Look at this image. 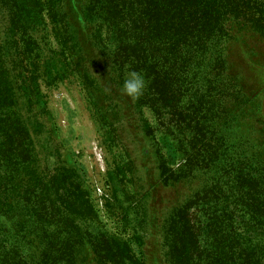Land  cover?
Instances as JSON below:
<instances>
[{
	"label": "trees",
	"instance_id": "16d2710c",
	"mask_svg": "<svg viewBox=\"0 0 264 264\" xmlns=\"http://www.w3.org/2000/svg\"><path fill=\"white\" fill-rule=\"evenodd\" d=\"M0 4L8 16L0 36V264H103L87 185L75 167L48 163L38 144L46 108L39 73L51 77L54 68L30 33L42 6ZM49 12L88 89L101 92L99 115L126 119L128 98L149 136L157 131L146 109L184 152L178 172L167 158L162 171L166 183L190 188L159 228L167 264H264V122L239 129L247 96L227 53L242 31L264 36V0H49ZM127 66L145 76L138 99L122 90Z\"/></svg>",
	"mask_w": 264,
	"mask_h": 264
},
{
	"label": "rangeland",
	"instance_id": "374dc122",
	"mask_svg": "<svg viewBox=\"0 0 264 264\" xmlns=\"http://www.w3.org/2000/svg\"><path fill=\"white\" fill-rule=\"evenodd\" d=\"M37 1L42 16L30 23V33L43 60L54 64L51 77L43 68L39 73L42 106H46L38 114L39 147L54 168L75 167L81 174L88 189L85 199L97 214L89 229L100 241L103 264H167L159 228L190 188L182 181L166 183L162 171L167 158V167L178 172L184 152L146 109L145 117L157 131L149 136L128 98L122 99L128 105L126 119L119 114L108 119L99 115L101 92L88 89L70 61L50 16L49 0ZM7 25L8 16L1 10L0 36L6 35ZM102 33L108 47L117 50L114 31L106 26ZM82 34L87 36L84 29ZM227 53L247 96V113L240 117L239 129L249 131L253 122H264V36L242 31L228 41ZM93 59L98 65L103 63L97 54ZM228 111L234 109L230 106ZM260 140L264 144V137ZM108 255L117 263L108 261Z\"/></svg>",
	"mask_w": 264,
	"mask_h": 264
},
{
	"label": "clouds",
	"instance_id": "9594fccd",
	"mask_svg": "<svg viewBox=\"0 0 264 264\" xmlns=\"http://www.w3.org/2000/svg\"><path fill=\"white\" fill-rule=\"evenodd\" d=\"M146 86L147 82L143 73L132 69L131 66H127L126 76L122 85L124 94L132 99H138L143 95Z\"/></svg>",
	"mask_w": 264,
	"mask_h": 264
}]
</instances>
